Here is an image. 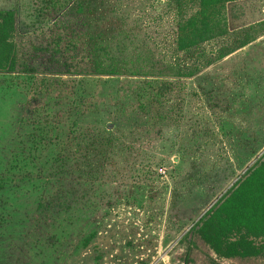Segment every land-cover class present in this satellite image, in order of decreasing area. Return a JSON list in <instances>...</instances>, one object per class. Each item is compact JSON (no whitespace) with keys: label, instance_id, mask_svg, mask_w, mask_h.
Here are the masks:
<instances>
[{"label":"rangeland","instance_id":"374dc122","mask_svg":"<svg viewBox=\"0 0 264 264\" xmlns=\"http://www.w3.org/2000/svg\"><path fill=\"white\" fill-rule=\"evenodd\" d=\"M17 1L14 37L23 58L34 65L45 60L34 45L44 42L53 26L40 20L34 25L31 0H0V7ZM84 2L82 26L126 71H149L150 61L158 65L175 57L195 72L179 94L177 123L130 136L132 151L103 164L102 175L112 178H105L111 188L99 210L88 223L66 227L60 240L63 231L56 223L63 218L35 215L34 148L28 144L34 100L22 88L7 86L0 74V264H184V259L264 264V250L254 257L223 258L201 242L187 258L186 244L178 240L264 152V0L230 2L219 36L178 53L173 51L176 23L195 11V1ZM246 35L254 41L236 48ZM224 46L235 51L220 58ZM112 84L103 82L101 94ZM97 105L81 113L78 123L103 125L110 108ZM115 128L116 135L129 137L128 128ZM93 230L84 247L82 238Z\"/></svg>","mask_w":264,"mask_h":264},{"label":"trees","instance_id":"16d2710c","mask_svg":"<svg viewBox=\"0 0 264 264\" xmlns=\"http://www.w3.org/2000/svg\"><path fill=\"white\" fill-rule=\"evenodd\" d=\"M84 1L31 0L34 25L40 20L53 26L45 41L34 45V51L45 57L34 65L23 58L14 37L19 1L0 7V74L6 76L3 82L7 86L22 88L34 100V134L28 144L34 148L35 215H53L57 221L63 218L56 223L63 231L56 240L66 235V227L88 223L99 210L101 198L110 192L107 179L112 178L102 175L103 164L132 151L130 136L147 135L154 128L177 123L179 94L195 72L174 61L175 57L158 65L150 61L149 71H126L112 50L96 42L97 35L82 26ZM193 1L195 11L177 20L175 53L188 52L219 36L226 25L222 23L228 16L226 5L237 0ZM252 41L246 35L235 46L241 48ZM234 49L221 47L220 58ZM18 70L22 75L16 76ZM105 81L113 84L101 94ZM101 102L110 108L103 125L78 123L81 113ZM118 125L129 129V137L115 134ZM94 235V230L85 235L82 245L87 246ZM178 240L185 242L187 258L199 242L223 258L254 257L263 252L264 152Z\"/></svg>","mask_w":264,"mask_h":264}]
</instances>
